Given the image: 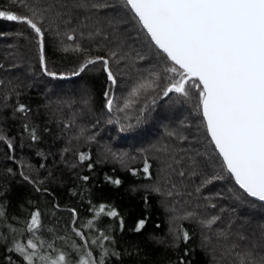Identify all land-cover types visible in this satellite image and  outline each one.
<instances>
[{
  "label": "trees",
  "instance_id": "trees-1",
  "mask_svg": "<svg viewBox=\"0 0 264 264\" xmlns=\"http://www.w3.org/2000/svg\"><path fill=\"white\" fill-rule=\"evenodd\" d=\"M26 2L44 11L45 60L57 75L41 68L35 33L23 22L0 18V264H27L15 245L27 246L30 239L39 255L64 253L68 264L81 259L93 264H235L230 252L264 244V204L245 195L223 169L195 93L163 95L168 62L124 0H109L117 12L78 6L84 0ZM0 11L31 15L11 0H0ZM115 15L120 22L113 28L107 21ZM73 28L87 51H62L73 43L63 33ZM116 35L145 59L112 61L114 87L102 61L74 75L88 59L108 57ZM153 70L162 73L160 86L130 97L131 88ZM105 92L114 101L112 112ZM128 99L134 103L119 111ZM20 105L25 111H19ZM129 124L133 127L120 130ZM195 153L204 162L200 175L174 163ZM180 170L184 177L177 174ZM208 175L223 178L205 185ZM36 212L40 227L30 232ZM214 216L219 219L211 227L201 223ZM140 220L144 227L136 231ZM234 244L239 247L233 249Z\"/></svg>",
  "mask_w": 264,
  "mask_h": 264
},
{
  "label": "snow or ice",
  "instance_id": "snow-or-ice-1",
  "mask_svg": "<svg viewBox=\"0 0 264 264\" xmlns=\"http://www.w3.org/2000/svg\"><path fill=\"white\" fill-rule=\"evenodd\" d=\"M11 2L23 6L31 15L0 11V18L23 22L35 33L41 68L47 75L55 77L57 74L48 70L45 60L44 11L28 4L26 0ZM124 4L147 34L149 43L168 62V66L163 69V75L168 81L163 95L176 94L188 98L195 93L207 135L222 161L223 169L244 193L264 202V0H124ZM85 5L96 10L113 8L114 12L118 11V7L109 0H91L90 3L84 0V4L78 6ZM119 22L118 15L107 21L113 28ZM63 35L73 43L66 44L62 51H87L77 42L75 28ZM95 35H100V32ZM79 38H83V33H80ZM105 39L108 37L105 36ZM115 40L114 50L110 51L108 57L88 59L74 75H79L89 64L102 61L107 79L113 87L116 86L117 76L111 70V62L144 60L145 56L130 48L119 35L115 36ZM161 78V72L150 71L131 88L129 96L138 97L141 92L154 90L160 86ZM104 95L107 98V110L112 112L114 101L109 92ZM133 103L132 99L126 100L119 111H124ZM19 111H25V106L20 105ZM132 127L129 124L121 126L120 130L123 132ZM198 155L195 153L187 160L183 157L175 158L174 163L187 166L193 176L200 175L199 169L204 162L196 159ZM80 159L84 160L85 156L81 155ZM168 167L176 171L171 164ZM144 172L149 173L147 162ZM177 174L184 177L186 172L180 170ZM222 178L220 175H208L203 183L211 184L213 180ZM83 179L87 180L88 177ZM114 183L118 185L120 181L115 180ZM107 214L117 215L115 211ZM39 216V212L32 215L28 225L30 232L40 227ZM218 219L214 216L201 223L211 227ZM144 224L145 221L140 220L135 230L140 231ZM76 235L82 236L80 232H76ZM223 235L225 239L228 238L227 234ZM182 238L187 242L189 234L184 232ZM239 239L246 240L244 236ZM232 247L235 249L239 245L234 244ZM26 248L31 251H26ZM37 249V243L31 239L27 246L19 243L15 245V251L27 264H37L34 258H38L42 264H68L64 253L53 258L39 255ZM230 254L235 256V264H264V244L251 243ZM86 255L91 257V253ZM79 264H90V259H81ZM100 264H103V260ZM180 264H184V261Z\"/></svg>",
  "mask_w": 264,
  "mask_h": 264
},
{
  "label": "water",
  "instance_id": "water-1",
  "mask_svg": "<svg viewBox=\"0 0 264 264\" xmlns=\"http://www.w3.org/2000/svg\"><path fill=\"white\" fill-rule=\"evenodd\" d=\"M159 51V50H158ZM209 139H210V137H209ZM211 141V140H210ZM213 147H214V145H213ZM235 182V181H234ZM238 188H239V186L238 185H236ZM240 189V188H239ZM243 193H244V191L242 190V189H240ZM245 195H247L246 193H244ZM248 196V195H247ZM250 199H252V200H254V201H256V202H259V203H262V204H264V202H260L259 200H257L256 198H253V197H250V196H248Z\"/></svg>",
  "mask_w": 264,
  "mask_h": 264
},
{
  "label": "rangeland",
  "instance_id": "rangeland-1",
  "mask_svg": "<svg viewBox=\"0 0 264 264\" xmlns=\"http://www.w3.org/2000/svg\"><path fill=\"white\" fill-rule=\"evenodd\" d=\"M90 264H93V263L90 261Z\"/></svg>",
  "mask_w": 264,
  "mask_h": 264
}]
</instances>
